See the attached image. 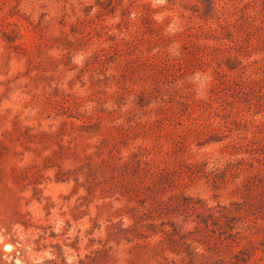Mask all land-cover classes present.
I'll list each match as a JSON object with an SVG mask.
<instances>
[{
  "label": "rangeland",
  "instance_id": "1",
  "mask_svg": "<svg viewBox=\"0 0 264 264\" xmlns=\"http://www.w3.org/2000/svg\"><path fill=\"white\" fill-rule=\"evenodd\" d=\"M0 264H264V0H0Z\"/></svg>",
  "mask_w": 264,
  "mask_h": 264
},
{
  "label": "clouds",
  "instance_id": "2",
  "mask_svg": "<svg viewBox=\"0 0 264 264\" xmlns=\"http://www.w3.org/2000/svg\"><path fill=\"white\" fill-rule=\"evenodd\" d=\"M157 3H164L165 0H156Z\"/></svg>",
  "mask_w": 264,
  "mask_h": 264
}]
</instances>
